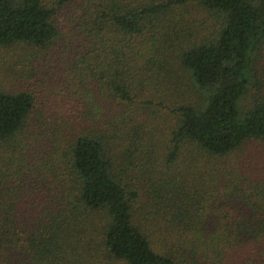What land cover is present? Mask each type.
Wrapping results in <instances>:
<instances>
[{"label":"trees","instance_id":"16d2710c","mask_svg":"<svg viewBox=\"0 0 264 264\" xmlns=\"http://www.w3.org/2000/svg\"><path fill=\"white\" fill-rule=\"evenodd\" d=\"M18 44L61 101L0 87V264H264V0H0Z\"/></svg>","mask_w":264,"mask_h":264},{"label":"rangeland","instance_id":"374dc122","mask_svg":"<svg viewBox=\"0 0 264 264\" xmlns=\"http://www.w3.org/2000/svg\"><path fill=\"white\" fill-rule=\"evenodd\" d=\"M33 50L28 46L12 45V46H0V87L5 90H17V89H31L35 94H43L42 98L45 101L51 103H60V97L51 95L46 91L47 84L44 83V79L41 76H31L25 70L29 54H32ZM29 77H27V76ZM245 154L240 152V156L251 157L256 160L252 161L251 168L254 169L257 165H263L264 163V149L263 144L256 141L248 142L244 147ZM238 158V156H237Z\"/></svg>","mask_w":264,"mask_h":264}]
</instances>
